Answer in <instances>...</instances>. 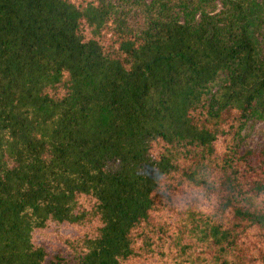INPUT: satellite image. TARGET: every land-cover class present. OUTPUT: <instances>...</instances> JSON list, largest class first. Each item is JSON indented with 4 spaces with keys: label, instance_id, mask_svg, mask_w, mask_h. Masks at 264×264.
<instances>
[{
    "label": "trees",
    "instance_id": "16d2710c",
    "mask_svg": "<svg viewBox=\"0 0 264 264\" xmlns=\"http://www.w3.org/2000/svg\"><path fill=\"white\" fill-rule=\"evenodd\" d=\"M259 1L136 30L112 0H0V264H264Z\"/></svg>",
    "mask_w": 264,
    "mask_h": 264
},
{
    "label": "rangeland",
    "instance_id": "374dc122",
    "mask_svg": "<svg viewBox=\"0 0 264 264\" xmlns=\"http://www.w3.org/2000/svg\"><path fill=\"white\" fill-rule=\"evenodd\" d=\"M126 21L136 30L148 26L153 21L172 20L183 24H198L213 20L229 8L228 0H112ZM264 0L256 12L254 21L263 22L261 33L264 36ZM263 20V21H262ZM264 46V39H263ZM222 78L220 76L218 81ZM264 150V117H250L240 130V151L260 152ZM63 233L72 234V230Z\"/></svg>",
    "mask_w": 264,
    "mask_h": 264
}]
</instances>
